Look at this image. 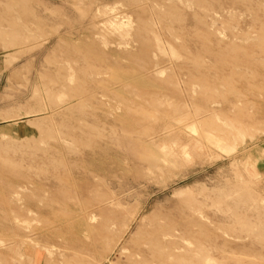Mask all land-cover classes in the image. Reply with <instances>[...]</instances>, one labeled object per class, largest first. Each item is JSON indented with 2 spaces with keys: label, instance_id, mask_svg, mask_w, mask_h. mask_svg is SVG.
I'll use <instances>...</instances> for the list:
<instances>
[{
  "label": "rangeland",
  "instance_id": "obj_1",
  "mask_svg": "<svg viewBox=\"0 0 264 264\" xmlns=\"http://www.w3.org/2000/svg\"><path fill=\"white\" fill-rule=\"evenodd\" d=\"M0 264H264V0H0Z\"/></svg>",
  "mask_w": 264,
  "mask_h": 264
}]
</instances>
